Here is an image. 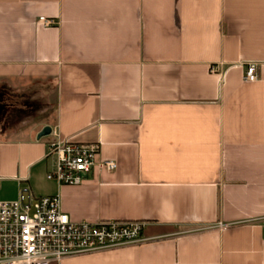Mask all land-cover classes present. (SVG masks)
Segmentation results:
<instances>
[{
  "label": "crops",
  "instance_id": "0c3cea01",
  "mask_svg": "<svg viewBox=\"0 0 264 264\" xmlns=\"http://www.w3.org/2000/svg\"><path fill=\"white\" fill-rule=\"evenodd\" d=\"M41 82L54 119L6 114L0 201L59 196L74 222L151 240L60 264H264V0H0V92ZM55 140L117 168L61 186Z\"/></svg>",
  "mask_w": 264,
  "mask_h": 264
},
{
  "label": "built area",
  "instance_id": "2783aa9c",
  "mask_svg": "<svg viewBox=\"0 0 264 264\" xmlns=\"http://www.w3.org/2000/svg\"><path fill=\"white\" fill-rule=\"evenodd\" d=\"M40 22L53 24L46 18ZM257 79L256 65L249 64L245 80ZM99 152L98 144L53 141L48 158L54 163L47 179L61 186H79L95 169L115 170V162L97 161ZM145 226L141 221L74 222L62 211L59 196L35 197L25 189L16 200L0 201V264H60L74 256L143 245L151 241L144 235Z\"/></svg>",
  "mask_w": 264,
  "mask_h": 264
},
{
  "label": "rangeland",
  "instance_id": "374dc122",
  "mask_svg": "<svg viewBox=\"0 0 264 264\" xmlns=\"http://www.w3.org/2000/svg\"><path fill=\"white\" fill-rule=\"evenodd\" d=\"M53 91V85L41 82L35 85L27 84L20 89L12 88L0 92V140L5 139L1 135V130L5 129L6 124H10L11 118L18 120L17 123L20 122L22 126L27 125L25 127L28 130L37 121L46 117L53 121L55 115ZM7 113L11 118H6Z\"/></svg>",
  "mask_w": 264,
  "mask_h": 264
},
{
  "label": "water",
  "instance_id": "95a60500",
  "mask_svg": "<svg viewBox=\"0 0 264 264\" xmlns=\"http://www.w3.org/2000/svg\"><path fill=\"white\" fill-rule=\"evenodd\" d=\"M51 134H52V128L50 126H46L38 134L37 139L40 140L41 138L50 136Z\"/></svg>",
  "mask_w": 264,
  "mask_h": 264
}]
</instances>
